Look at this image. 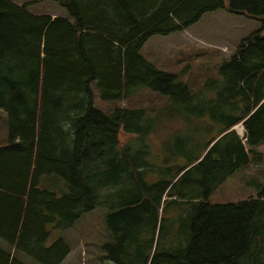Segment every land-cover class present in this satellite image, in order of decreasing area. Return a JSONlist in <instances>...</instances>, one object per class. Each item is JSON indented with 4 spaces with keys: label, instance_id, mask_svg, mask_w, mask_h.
Masks as SVG:
<instances>
[{
    "label": "trees",
    "instance_id": "trees-1",
    "mask_svg": "<svg viewBox=\"0 0 264 264\" xmlns=\"http://www.w3.org/2000/svg\"><path fill=\"white\" fill-rule=\"evenodd\" d=\"M18 1L0 0V112L9 122L0 146V264H25L20 253L62 264L71 251L59 232L99 206L112 210L113 243L103 250L114 264H264V185L244 201L210 202L264 142V0H53L69 17L34 14V1ZM223 8L261 29L221 68L215 99L186 113H209L218 135L201 154L181 150L188 162L152 184L157 167L146 147L123 144L121 134L150 135L149 112L158 109L118 105L105 114L91 85L104 101L148 88L189 105V88L140 51Z\"/></svg>",
    "mask_w": 264,
    "mask_h": 264
},
{
    "label": "rangeland",
    "instance_id": "rangeland-1",
    "mask_svg": "<svg viewBox=\"0 0 264 264\" xmlns=\"http://www.w3.org/2000/svg\"><path fill=\"white\" fill-rule=\"evenodd\" d=\"M28 1H34L28 8L31 13L69 17L68 12L53 0L18 2ZM260 29L259 21L233 14L223 8L205 14L199 22L182 32L153 36L148 40L140 51L141 55L189 88L193 96L189 105L173 102L168 96L148 88L141 89L132 98L121 103L104 101L97 83H92L94 107L105 114L112 113L118 105L131 109H158L149 112L150 119L155 120V130L150 135L141 137L125 132L121 134L123 144L137 141L139 144L143 143L140 149L146 147L148 159L157 167L156 172L147 175L150 183L168 180L169 176L163 173L165 169L177 168L179 164L188 162L186 157L180 155L181 150L201 154L203 143L218 135L219 128L212 123L209 113L203 111L200 116L195 117L186 113L197 106L205 107L215 99L224 82L220 74L221 68L235 55L241 42ZM236 128L244 137L243 126L238 125ZM8 134L9 122L7 118L5 120L0 117L1 144L8 142ZM127 146L134 150L135 145ZM251 160L248 166L237 169L213 192L211 203L240 202L257 195L260 186L264 185V142L254 148ZM47 179L49 177L42 179V188H50L46 187L50 186L46 183ZM62 185L66 190L65 183ZM61 186L50 190L61 192L64 190ZM110 212L112 210L107 206H99L83 214L72 227L59 232L58 235L65 240L71 251L62 264H114L105 258L103 250L104 245L113 243L112 233L107 226ZM54 241L55 238H51L48 245ZM0 246H6L1 238ZM19 258L25 264H40L25 253H20Z\"/></svg>",
    "mask_w": 264,
    "mask_h": 264
},
{
    "label": "crops",
    "instance_id": "crops-1",
    "mask_svg": "<svg viewBox=\"0 0 264 264\" xmlns=\"http://www.w3.org/2000/svg\"><path fill=\"white\" fill-rule=\"evenodd\" d=\"M0 117L6 120V114H4V113H2V112H0ZM1 145H4V144H1V143H0V146H1Z\"/></svg>",
    "mask_w": 264,
    "mask_h": 264
},
{
    "label": "bare ground",
    "instance_id": "bare-ground-1",
    "mask_svg": "<svg viewBox=\"0 0 264 264\" xmlns=\"http://www.w3.org/2000/svg\"><path fill=\"white\" fill-rule=\"evenodd\" d=\"M242 131V130H241Z\"/></svg>",
    "mask_w": 264,
    "mask_h": 264
}]
</instances>
